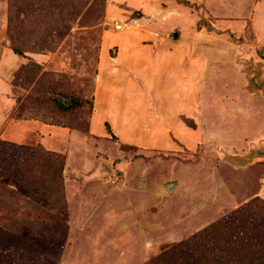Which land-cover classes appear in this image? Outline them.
<instances>
[{
  "label": "rangeland",
  "instance_id": "rangeland-1",
  "mask_svg": "<svg viewBox=\"0 0 264 264\" xmlns=\"http://www.w3.org/2000/svg\"><path fill=\"white\" fill-rule=\"evenodd\" d=\"M214 1L0 0V57L22 58L7 64L8 74L0 68V140L34 148L0 143V152L26 162L16 172L0 162V229L11 235L0 241L3 262L149 264L246 204L259 200L250 209L264 214V10H248L245 0ZM167 16L184 19V26L175 21L184 37L175 45L189 40L191 62L207 43L204 103L180 115L179 128L190 135L166 123L158 141L91 134L101 33L129 31L149 43ZM223 18L239 27L219 25ZM227 71L240 73L247 89L235 91ZM146 108L140 138L149 131ZM8 131L22 142L9 141Z\"/></svg>",
  "mask_w": 264,
  "mask_h": 264
},
{
  "label": "crops",
  "instance_id": "crops-1",
  "mask_svg": "<svg viewBox=\"0 0 264 264\" xmlns=\"http://www.w3.org/2000/svg\"><path fill=\"white\" fill-rule=\"evenodd\" d=\"M216 1H214L216 5L226 6L223 3L219 4L220 0ZM245 1V8L252 6L248 10H264V0H255L254 5H252L253 0ZM180 8L181 10L186 9L181 6ZM236 8L239 7L234 4L229 6L231 10ZM168 16L167 24L166 22L158 24L156 27L158 28V34H154L156 35L155 38H152V42L149 43L140 40L138 36L133 37L129 31L126 33L121 31V34L118 32L101 33V41L96 50L93 87L90 94L92 112L89 116L88 128L91 134L99 136L108 134L110 131L114 134H125L129 141H131L130 139L133 141L143 140V137L144 140L150 137L148 140L153 141L157 140L158 135H160L159 137L162 136V133H164L162 125L164 126V123H166V125H176L178 127L176 133L182 132L183 138L190 135L185 127L179 128L180 115L194 114L195 108L197 106L200 108L204 103V96L201 99L198 95L204 94L206 91L205 76L208 72L206 58L209 56L206 51L207 43L202 42L200 44L202 49L199 52L200 55L197 60L192 59L191 62L189 59L190 51L188 48L185 49L190 44L189 40H183L182 45H175V42H177L175 38L180 39L179 36L182 35L180 28L175 26V21H180L181 25L184 26V15L183 18L175 20L173 18L171 21H169ZM219 19H222V17ZM233 21L235 19H224L219 21V25L223 26V23H225L227 26L224 27H229V29L239 27L238 21H235L236 24L232 25ZM262 21H258V24L262 26L261 31L263 30L264 36V19ZM168 30H170V34L167 36L166 31ZM16 55L19 56V53ZM16 55L10 52L0 57L3 58L0 60V68L5 69L7 64L11 66L19 64L22 58H18ZM5 59L9 61L2 62ZM185 60H188L189 63L184 64ZM5 70L7 74L10 72L7 69ZM227 73L228 78L231 77L229 78L230 81L232 80V83L235 84H231L232 87L236 86L235 91L241 92L244 87L247 89L246 80H243L240 84V78L238 77L240 73L237 74V72L231 71H227ZM215 74L212 76L213 83H216ZM162 75L164 78H162ZM195 81L198 82V87L193 90L190 87ZM6 87L1 88L4 90ZM197 99L199 100L197 101ZM200 100L201 103H199ZM66 102L71 104L70 99H66L64 103L67 106ZM143 106L147 107L145 112L151 110V114L147 115L150 120L145 118L149 124L147 125L149 131L142 133L144 136L140 138L139 128L145 122L141 120L144 119L141 116L142 114H139L144 110L142 109ZM154 109L155 113H152ZM157 109L158 112L164 113L160 114L162 115L161 119L158 118ZM165 116L166 119L164 120L163 117ZM197 119V121H201V115ZM105 123L108 124L109 131L104 129L103 124L105 125ZM138 134L139 136H137ZM3 135L13 143L20 140L16 133L11 131L4 132ZM4 136H2V139ZM20 141L22 142V140Z\"/></svg>",
  "mask_w": 264,
  "mask_h": 264
},
{
  "label": "trees",
  "instance_id": "trees-1",
  "mask_svg": "<svg viewBox=\"0 0 264 264\" xmlns=\"http://www.w3.org/2000/svg\"><path fill=\"white\" fill-rule=\"evenodd\" d=\"M106 127L109 131L108 124ZM109 134L114 137L110 131ZM0 143L3 146L27 150L29 153L34 149L30 146H15L3 140H0ZM0 153V162H10L14 165L15 172L25 170L26 167L23 165L26 166V162L23 161V156L12 155L7 150ZM32 157L35 161L40 158L36 154H32ZM19 159H22L20 163ZM59 170L62 174V166ZM17 176L19 177V172ZM18 177L16 182H19ZM20 185L25 186L26 183L21 181ZM256 203H259V200L246 204L236 211L233 210L224 216L225 218L213 222L185 241L172 246L149 264H264V214H258L259 209L257 213L256 208L250 209ZM0 234V241L1 238L11 236L1 229ZM9 241L13 242V239ZM6 243L9 244L8 241ZM0 264L9 263L3 262L0 258Z\"/></svg>",
  "mask_w": 264,
  "mask_h": 264
},
{
  "label": "built area",
  "instance_id": "built-area-1",
  "mask_svg": "<svg viewBox=\"0 0 264 264\" xmlns=\"http://www.w3.org/2000/svg\"><path fill=\"white\" fill-rule=\"evenodd\" d=\"M114 28H115L116 30H120V29L122 28V26L119 25V24H115V25H114Z\"/></svg>",
  "mask_w": 264,
  "mask_h": 264
},
{
  "label": "water",
  "instance_id": "water-1",
  "mask_svg": "<svg viewBox=\"0 0 264 264\" xmlns=\"http://www.w3.org/2000/svg\"><path fill=\"white\" fill-rule=\"evenodd\" d=\"M67 104H70V102H67Z\"/></svg>",
  "mask_w": 264,
  "mask_h": 264
}]
</instances>
